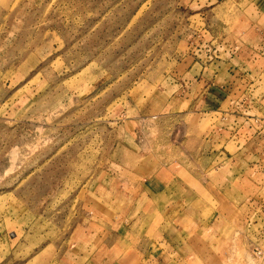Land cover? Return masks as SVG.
<instances>
[{
    "label": "rangeland",
    "instance_id": "374dc122",
    "mask_svg": "<svg viewBox=\"0 0 264 264\" xmlns=\"http://www.w3.org/2000/svg\"><path fill=\"white\" fill-rule=\"evenodd\" d=\"M189 153L177 264H264V0H0V264H124Z\"/></svg>",
    "mask_w": 264,
    "mask_h": 264
},
{
    "label": "crops",
    "instance_id": "0c3cea01",
    "mask_svg": "<svg viewBox=\"0 0 264 264\" xmlns=\"http://www.w3.org/2000/svg\"><path fill=\"white\" fill-rule=\"evenodd\" d=\"M244 135L245 132L243 131V137ZM183 156L186 158L183 161L184 163L179 165L176 163L177 165L175 167L177 171L183 169L182 174L170 171V176H167L166 173L162 178L154 177L151 180L146 178L142 181V193L145 191L146 198L150 200L147 210L151 217L148 218L144 210L141 212L138 211L132 218L121 222L116 229V232L122 234L125 238V251H128L127 248L134 251L132 252V256H139V263L141 264L143 261H145L144 264H177L180 262V258L175 257V255L179 249L184 248L187 249V255L190 256L189 258L191 260L194 259L191 255L194 256L200 253L196 250V240L183 239L182 241L180 238H177L181 230L180 226L174 225L173 220L170 221L164 217L177 201L185 198L192 200V198L200 196L208 188V181L201 176L203 170L198 169L195 163L194 167L191 166L192 153ZM186 161H189V163H186ZM160 166L166 168L169 165L160 163ZM126 184H130V182L127 181ZM210 192L213 198L216 199L217 205H222L221 203H223L222 201L225 198H220V195L224 197L223 191L212 190ZM161 216L162 218L160 219ZM157 217H159L158 221L155 222ZM145 220L147 222L143 225ZM147 230L151 233L143 239V235L141 234ZM201 248L203 251L204 246ZM132 256L130 260L126 257L120 263L130 264L131 261L133 263Z\"/></svg>",
    "mask_w": 264,
    "mask_h": 264
}]
</instances>
